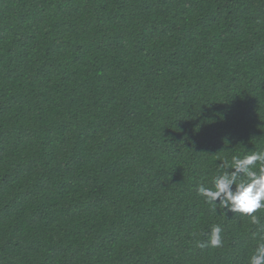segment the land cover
<instances>
[{"label": "trees", "instance_id": "1", "mask_svg": "<svg viewBox=\"0 0 264 264\" xmlns=\"http://www.w3.org/2000/svg\"><path fill=\"white\" fill-rule=\"evenodd\" d=\"M262 151L264 0H0V264H247Z\"/></svg>", "mask_w": 264, "mask_h": 264}, {"label": "clouds", "instance_id": "2", "mask_svg": "<svg viewBox=\"0 0 264 264\" xmlns=\"http://www.w3.org/2000/svg\"><path fill=\"white\" fill-rule=\"evenodd\" d=\"M218 167L231 170L214 176L211 187L203 183L197 185V195L214 208L223 206L225 214L239 213L248 216L253 224L260 225L261 221L254 213L264 209V151L243 158L233 156L230 165L225 160ZM220 231L219 226L212 229V246H221ZM247 264H264V239L256 240Z\"/></svg>", "mask_w": 264, "mask_h": 264}]
</instances>
